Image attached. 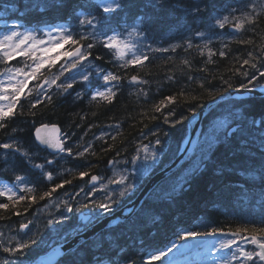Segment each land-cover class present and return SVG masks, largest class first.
Returning a JSON list of instances; mask_svg holds the SVG:
<instances>
[{"label":"trees","instance_id":"1","mask_svg":"<svg viewBox=\"0 0 264 264\" xmlns=\"http://www.w3.org/2000/svg\"><path fill=\"white\" fill-rule=\"evenodd\" d=\"M194 2L195 0H164L163 7L155 9L138 7L116 15L107 14L112 21L113 30H125L131 25L134 27L138 23L136 17L141 13L151 21L146 20L142 25V28L146 29L147 40L132 35L141 51L144 43H151L153 48L169 49L174 45H181L174 52L170 50L165 53H149V59L145 61L143 67L129 66L128 69L121 67L123 61L117 59L114 52L97 46L92 52L91 65L94 62V65L100 68L127 77L122 80L119 94L112 103L90 101V91H87L82 99H77L76 94L84 87L79 84L75 86L71 95L66 97L61 96L53 88L51 103L38 105L35 109L36 115L32 116L28 100L22 98V107L18 106L15 109L16 115L4 129H0V144L14 141L21 148V152L26 151L31 157L29 161L21 153L0 149V181L12 186L18 195L22 194L26 197L17 204H13L6 197H0V203L9 204L8 209H0V242L3 246H8L5 235L18 233L20 223L32 221L36 210L48 200L40 199L44 191H48L62 180H71L72 183L58 189L53 196L82 186L86 187L91 174L99 173L102 176L108 174L111 167L109 161L127 159L140 144L155 143L156 137L152 136V132H158L161 140L160 145H155L160 158L152 172L162 168L175 156L187 134V123L193 114L190 108H195L197 112L207 102L216 98L222 90L223 92L229 90L226 84L222 87L221 78L232 84L231 89L239 88L240 83H247L242 76H236L234 73L242 63V59L247 58L249 51L264 49V0H216L215 10L210 9L199 20L193 22L182 9L191 6ZM73 3L57 10L48 7L44 0H0V17L7 19L13 16L12 10L4 11L5 4H19L23 11L20 23L25 24V21H28L25 27L36 28L38 25L69 21L73 25V31L79 32L81 28L78 19L72 15ZM86 3L85 11L104 18L106 14L102 13L101 7L94 0H86ZM226 8H240L256 18L254 28L249 27L237 37V39L250 40L251 43H229L227 40L229 29L225 30L226 38L215 39V36L220 35V30L211 27L212 17L216 16L217 12L223 13ZM15 15L21 16V12H16ZM236 15L239 16L240 13L237 12ZM184 25L191 26L193 32L203 31L206 37L213 38L210 47L215 54L209 57L207 49H204V54L201 55L196 46L202 45L204 39L196 37L192 38L194 47L186 51L184 44L188 39V32L185 31ZM91 42L89 40L86 43ZM222 43H227L226 57L219 56ZM96 56L102 59L97 61ZM184 61L188 63L185 64ZM17 62V59L12 60L9 65ZM4 67L5 65L0 63V70ZM57 69L58 64L52 71H45L44 76L48 77ZM90 75L89 84H97L96 76L93 73ZM133 75L146 83L130 85L129 80ZM190 76L191 80H189ZM202 82H206L204 88L200 87ZM258 83L264 84V80ZM181 91L184 92L183 96L180 95ZM145 92L148 93L147 97L144 95ZM170 95H175L177 103L169 105L162 113H156L155 105L165 96ZM227 107L232 112L236 128L242 127V132H236L227 140L224 137L217 141L211 148L210 162H203L202 168L196 169L189 176L184 183L183 191L177 192L173 198L168 199L165 196L168 190L164 188L168 187L169 183L165 182L159 189V196L154 195L151 198L149 196L141 208H138L128 219L142 220L143 223L139 228L128 231L125 220L118 222L85 240L89 243L83 247L81 243L78 244L70 255H62L55 264H78L80 259L87 260L92 252L91 241L100 237L104 238L106 245L112 248L118 247L129 258L134 259L135 264H162V260L150 261L147 253L164 249L172 238L183 231L204 232L213 227L235 231L237 227H250L252 222L264 219L261 183L258 179L252 178L254 175L252 165L256 161L249 160L247 154L241 151L242 140L251 141L254 135H258L260 129L253 126L250 121L264 118V108L256 105L251 110H245L239 98L223 101L203 118L199 135L218 117L224 115ZM173 111L175 114L170 119L175 121H180L181 117L184 119L181 123L170 126L164 123V118ZM43 122L59 124L63 133L72 137L68 146L73 147L74 153L82 151L83 147L92 142L94 155L86 154L82 158H74L66 153L48 154L44 148H39L33 137L34 127ZM89 125H92L91 129ZM115 125L119 127H109ZM14 129L16 131H13ZM100 132L108 134L105 140L95 139L100 136ZM113 136L115 139L112 138ZM109 146L112 150H102L108 149ZM63 155L66 157L61 158ZM49 159L54 160L52 165L46 164ZM36 164L45 166L42 169L35 168ZM81 171L88 173L83 179L79 178ZM49 172L53 177L51 181H48L45 175ZM18 175L23 178L27 187L34 189L33 192L21 190L20 184L15 180ZM29 196L35 197V203L27 199ZM25 209L28 211L25 212ZM17 212L21 215L14 214ZM64 224L61 229L67 231V234L77 231L78 226L81 225L74 213ZM38 228L42 233L48 231L43 223H40ZM46 249L42 243L34 245L29 260H33ZM12 259L14 257H10L0 248V264H10Z\"/></svg>","mask_w":264,"mask_h":264},{"label":"snow or ice","instance_id":"2","mask_svg":"<svg viewBox=\"0 0 264 264\" xmlns=\"http://www.w3.org/2000/svg\"><path fill=\"white\" fill-rule=\"evenodd\" d=\"M48 7L52 9H63L68 7L73 0H44ZM101 6L102 13L106 14L104 18L97 17L91 12L85 11L87 8L86 0H75L72 7V15H75L78 19L81 31H73V25L69 21H62L56 24L48 25L44 24L41 28L39 25L34 29L31 26L25 27V24L20 23V19L23 16V11L20 9L19 4L16 5H4V11H13V16L3 20L4 33L0 34V63H3L5 67L0 70V76L4 79H0V129H4L6 124L16 115L15 109L21 106V100L26 99L32 109L31 115L35 116V109L38 105L44 103H51L53 97L51 90L56 89L61 96L71 95L76 85L87 86L91 79V75L85 69L87 65L91 63L92 52L97 46H102L104 49L114 52L115 57L123 63L121 67L128 69L129 66L143 67L145 61L149 59V53L161 52L165 53L168 51H175L176 48L181 47L180 44L174 45L169 48H153L151 43L142 44L143 51L138 48L137 44L130 40L121 38V34L116 32L111 27V19L109 15H116L121 12L131 11L132 9H155L163 7L164 0H97ZM216 9V0H195L191 6L184 7L183 13L192 19L193 22L199 20L204 14L208 13L209 10ZM16 12H21V16H16ZM240 15L237 16L236 13ZM138 23L132 27L128 33L129 36L135 35L142 37L147 40L146 29L142 28L145 21L151 22L142 13L136 17ZM213 23L211 27L220 30V35L215 36L217 40H223L225 38V30L229 29L227 33V40L229 43L237 42L239 44L251 43L250 40L237 39L244 31H247L249 27H253L256 24V18L244 12L240 8H226L224 14L217 12L216 16L212 17ZM9 21L11 22L9 24ZM185 31L188 32V39H186L184 47L185 50H190L194 47L192 38H202L204 43L197 45L200 54H204V49H207L209 57L214 55L213 49L210 45L213 43V38L206 37L205 32L195 31L193 32L191 26L184 25ZM43 32L47 39H39L38 33ZM91 43H86L87 41ZM67 46V47H66ZM227 43H222L221 49L219 50L220 57H226L228 54ZM17 57H23L25 63L21 67L9 66V62L16 59ZM102 57L96 56L95 60H100ZM62 61V62H61ZM59 63L58 73L53 77H45V71H52L54 67ZM187 64V61H184ZM92 67H95L93 64ZM75 70V72L65 75L66 72ZM96 74L102 77L104 82L103 90L99 88L91 90L90 88L82 87L81 91L76 94L77 99H82L87 94V91H91L90 101H104L112 103L116 96L119 94V89L122 86V80L127 77H122L119 74L113 73L110 70L103 68H96ZM236 76H242L247 83H240L239 88L246 90L244 93L237 92L242 107L245 110H251L256 105H260L264 108V84H259L258 81L264 80V49L260 51H249L247 58L242 59V63L236 68L234 73ZM63 78V79H61ZM192 77H189L191 80ZM223 85H227L228 89L232 88V84L223 81ZM34 82L32 87H29V83ZM146 81L140 80L136 75L131 76L129 80L130 85L144 84ZM206 82L200 84L201 88L205 87ZM215 91V89H211ZM223 95V90L219 93ZM147 97L148 93H144ZM181 96L184 92L181 91ZM177 99L175 95L165 96L155 105V112L162 113L169 105H175ZM190 111L195 114L196 109L190 108ZM174 111L169 113L164 118L165 124L175 126L180 121L170 119L174 116ZM83 119V117H81ZM155 119V116L153 117ZM250 123L256 128L260 129L258 135H254L251 141L245 139L241 141V151L247 154V158L252 161H256L252 165L254 175L253 179H258L261 183V195L264 196V118L259 120L253 119ZM48 125L41 124L35 129V139L41 145H46L49 148L54 149L53 155H59L66 153L70 157L82 158L86 154H93L92 142H89L86 147H83L82 151L74 153L73 147L68 146L71 143L72 137L68 134H64L63 137H49L42 135V131L48 129ZM55 128V125L52 126ZM77 127H80L77 125ZM92 125H89L91 129ZM119 127V125L109 126ZM13 131H16L15 129ZM236 132H242V127L238 126L232 132H228L225 129V139L227 140L230 136L235 135ZM152 136L156 137L155 145H160L161 140L158 136V132H152ZM74 135V134H73ZM107 133H101L99 137L95 139L105 140ZM143 135V134H142ZM115 139V136L112 137ZM83 139V138H81ZM217 141H207V147L203 150L202 156L203 162H210L211 159V148L213 143ZM79 147V145H77ZM0 149L11 150L14 153H21L29 161L31 160L28 152H21V148L16 142L11 141L8 143L0 144ZM103 151L112 150L111 146L108 149H102ZM144 153V160L151 158L153 162L157 160L156 151L153 149L152 144H144L137 149L138 154L133 157V161L139 160V152ZM150 154V156H149ZM119 156V152H117ZM54 160L49 159L46 161L47 165H52ZM117 161H109V164L115 165ZM45 165L36 164L35 168L42 169ZM48 181L53 179L52 174H45ZM88 175L87 172H79V178L83 179ZM132 174L119 175L109 180L110 184L116 185L117 188L109 190L107 185L100 183V188L96 187L97 182L101 180L96 175H92L89 181L92 190L85 193L84 188H81L76 194L79 196L81 193L85 195L86 202L82 205H73L68 200L61 201L56 204L55 207L59 210L58 217L49 219L48 225H61L70 219V214L74 211L79 212L81 208H91V218L93 220L97 218H104L111 216L116 207L122 203L121 198L129 197L135 194L136 185L142 179L137 177L133 182H129V177ZM16 182L21 186L22 191L33 192L34 189L27 187L24 184L21 176L15 177ZM71 180H62L61 183L55 184L48 191H44L40 196L41 200H51L53 194L61 189L66 184H71ZM184 183L174 185L170 190L165 193L166 198L171 199L179 191L184 190ZM190 190V187H189ZM98 191L105 193L103 202L97 203L95 195ZM0 197H6L12 201L13 204H17L24 201L26 197L24 195H18L13 187L4 185L0 187ZM27 199L35 203V197L29 196ZM75 199V197H73ZM9 204L0 203V209H8ZM28 210L25 209V212ZM135 209H128V215L132 216ZM15 215H21L19 212L14 213ZM32 221L27 223H20L19 232L25 233L26 229L30 228ZM143 221L136 219L129 221L125 220L127 230L132 231L139 228ZM260 225V226H257ZM26 234V233H25ZM220 235L222 238L212 248L213 252L218 253L214 258V264H264V219L260 221H254L251 226L237 227L235 231L225 232L221 228H211L206 232H194V231H183L177 235V241L187 239L189 237H196L200 235ZM35 235V234H33ZM68 234H65L64 238H67ZM41 240H37L29 237L28 239H20L19 237H12L7 241L8 246H3L0 242V248L4 253H8L10 257H14L10 264H32L29 260V254L34 245L42 243ZM14 243V246H12ZM88 241H81V247L88 244ZM245 245H251L252 250L246 249ZM177 247V242L173 241L171 247H166V250L156 249L155 254L152 252L147 253L150 261H161L167 257L174 248ZM91 255L87 260L80 259L78 264H135V260L128 257L126 253L117 248H112L105 244L104 238L100 237L97 240L91 241ZM227 250V251H225ZM72 253L69 249L68 252L63 253L64 256H68ZM56 255H60L59 248L56 249ZM43 264H52V261H45ZM171 264V262H169Z\"/></svg>","mask_w":264,"mask_h":264},{"label":"rangeland","instance_id":"3","mask_svg":"<svg viewBox=\"0 0 264 264\" xmlns=\"http://www.w3.org/2000/svg\"><path fill=\"white\" fill-rule=\"evenodd\" d=\"M220 14L222 15V14H224V12L223 13L220 12ZM0 25L1 26L3 25V21L0 23ZM4 31H5V29H4V25H3L2 28H0V34H3ZM130 31L131 30L116 31V32H119L121 34L122 39L126 38V39L130 40L131 42L135 43L132 35L131 36L128 35V33ZM38 38L39 39H45V40L47 39V37L44 35L43 32L38 33ZM225 38H226V35H225ZM202 42H204V40H202ZM17 60L19 62V65L12 66V67H21L23 65V63L25 62L23 57H17ZM59 63L60 62H58V69L55 72H51L48 77H53L55 74L58 73ZM82 70H84L90 74V72L87 71L86 68L82 69ZM72 72H75V70L70 69V72H66L65 75L67 76ZM0 79H4V77L0 76ZM61 79H63V78H61ZM96 82H97L98 86L94 87L92 90H96L98 88L100 90H103L104 82H103L102 77L97 78ZM33 83L34 82H30L29 87H32ZM224 113H225L224 114L225 116H222L220 119L216 120L212 125H210L207 128V130H205L201 134V136L199 138V140L201 141L200 144H198V139H197L190 157L185 159L183 166H179L180 169L178 170L177 175L176 176L174 175L173 177H171L165 181V182L169 183L168 187L165 186V188H164L165 190H170L174 185H177V184H180L181 182H184L183 180L187 179V177L195 169H197L199 167L200 163L202 162V156L204 154L203 150L207 147L206 142L207 141H218L219 139L223 138L225 136V129L228 130L230 127L229 125L235 124V122L233 120L234 118H232V112L229 109V107H227L224 110ZM144 144H152L153 149L156 151V156H157V160L155 162H153V160L151 158H149L148 160H144V158H143L144 153L142 151L139 152V157H140L139 160L133 161V157L138 154L137 149ZM144 144H140L128 159L118 160L115 165H112V168L109 170V173L106 175V177L105 176L103 177V179L100 183L107 185L108 189L111 191V190L117 188L116 185L109 183V180L111 178H113V177L118 178V176L121 174L127 175V174L131 173L132 175L129 177V182H133L134 179L142 176V179L136 185V188L139 190L140 184L144 181V179L146 177H148L151 174V171L153 170L155 164L157 163V161L159 159L158 152L155 149V143L152 142V143H144ZM149 156H150V154H149ZM65 157H66V155H63L61 158H65ZM100 183L96 185V187L98 189L100 188ZM4 185H7V184L0 181V187H2ZM160 186H162V185H160ZM81 188H84L85 193L92 190L91 187L87 188V187L82 186L76 190H72V191L70 190V192L67 191V192L53 196L51 200H47L42 206H40L36 210L35 216L32 219L33 226H31L29 229L25 230L26 234L25 233L20 234L19 232L18 233L16 232L15 234H6L5 237L8 240L11 239L12 237H19L20 239H28L29 237L37 239V240L42 239V241H43L42 244L44 246H46V248H49L54 244L62 243L63 241H65L66 238H64V237H65V234L67 233V231L61 229L65 224L48 225L47 221L49 219H54V218L58 217L59 210L55 207V205L60 203L61 201L68 200L71 203H73L74 206L75 205H82L83 203H85L86 199H85V195L83 193H81L79 196L76 195ZM159 193H160V191L156 188V190L153 192L152 195L159 196ZM104 195H105V193L103 191H98L96 193L95 199H96L97 203L103 202ZM73 197H75V199H73ZM121 199L123 201L124 199H127V197L121 198ZM83 210H84V208H81V210L79 212L74 211L73 213L77 215L78 213L83 212ZM72 214H70V216ZM40 223H43V225H45L46 228L48 229V231L46 233H42L40 231V229L38 228ZM33 234H35V235H33ZM221 238L222 237L216 238L212 241H204L201 244H199L198 247H196L194 249H189L190 248L189 241H186L187 242L186 243L185 239L177 241V237L172 238V241L169 242L164 247V249L166 250V247H171V243L173 241L177 242V247L174 248L172 250V252L167 257L162 259V261L164 262L163 264H169V262H171V264H214V258L217 256L218 253L213 252L212 248L216 245V243ZM12 246H14V243ZM245 247H246V245H245ZM225 251H227V250H225Z\"/></svg>","mask_w":264,"mask_h":264},{"label":"water","instance_id":"4","mask_svg":"<svg viewBox=\"0 0 264 264\" xmlns=\"http://www.w3.org/2000/svg\"><path fill=\"white\" fill-rule=\"evenodd\" d=\"M245 91L246 90H244V89H235V90L229 89V90L225 91L223 95L219 94L216 98L209 101L206 109H208V107H214L215 105H217L219 102L223 101L224 99H228V98H232V97H239V96H237V92L244 93ZM201 117H202L201 112L198 111L190 118L189 134L187 136V139H186L184 145L182 146L179 153L177 154V156L174 159L175 165L178 166V164L182 163L185 160L186 155L189 151V147L191 146L192 142L194 141L192 138V135L195 134L196 131H198V125H199L198 120ZM41 124H46L49 126L48 129L42 131V133H41L42 135H47V136L53 137V138L60 137V127L58 124H55V123H41ZM41 124L37 125L36 127H39ZM53 125H55V128L52 127ZM36 127H35V129H36ZM35 129L33 131L34 137H35ZM36 142L39 143L38 141H36ZM40 146L46 147L50 152L54 153V149L49 148L46 145L40 144ZM169 172H170L169 168H163V169H161V171L159 173H157V175H155V176L152 175L148 179V181L144 184V186L142 187V189L140 191L141 195L143 196V194H144V196H145L146 193L149 192L150 189L153 187V185L155 186L157 184L158 179L163 178L162 176L167 175ZM89 185H90V183H89ZM138 197H140V196H138ZM126 206H127V208H129V207L134 208L133 204H131V203H128ZM127 215H128V213H122V212L115 211L111 216H106L104 218L99 219L98 221H96L92 225L85 228L80 233L71 237L69 240L63 242L62 244L54 245L46 253L37 256L34 259V261L32 262V264H43V262L49 261V260H51L52 264H53L61 255H63V253H65L69 249H72L75 245L81 243V241H84L87 238L92 237L101 228L107 227V226L119 221L120 217H122V216L127 217ZM88 219H89V215L87 214L83 217V222L88 220ZM211 237H212L211 235H201V236L189 238V240L191 241V248L201 244L202 242H204L205 240H207ZM57 248H59V250H60V255L55 254Z\"/></svg>","mask_w":264,"mask_h":264},{"label":"bare ground","instance_id":"5","mask_svg":"<svg viewBox=\"0 0 264 264\" xmlns=\"http://www.w3.org/2000/svg\"><path fill=\"white\" fill-rule=\"evenodd\" d=\"M1 15V14H0ZM3 16H4V13H3ZM121 63V62H120ZM93 64H94V62H93ZM96 66V65H95ZM139 85V84H138ZM98 86V85H97ZM235 89H240V88H235ZM235 89H233V90H235ZM53 92V91H52ZM51 92V93H52ZM223 101H227V99H224ZM223 101H221V102H223ZM221 102H219L220 104H221ZM208 106V102L204 105V107L203 108H201L199 111L201 112V118H199V120H198V123H199V125H198V131H196L195 132V134H193L192 135V138H193V140H199V138H200V136L201 135H199L200 134V131H201V127H202V120H203V118L213 109V108H215V107H208V109H206V107ZM217 108V107H216ZM206 109V110H205ZM193 115V114H192ZM223 116H225V115H223ZM222 117V116H221ZM221 117H218L216 120H218V119H220ZM231 117V116H230ZM233 118V117H232ZM215 120V121H216ZM232 120V119H231ZM214 121V122H215ZM213 122V123H214ZM212 123V124H213ZM211 124V125H212ZM236 124V123H235ZM230 127H229V129H228V132H231L232 130H233V126L232 125H229ZM108 129V128H107ZM111 129V128H110ZM109 130V129H108ZM107 130V131H108ZM101 131V130H100ZM104 131V130H103ZM110 131V130H109ZM112 131V130H111ZM102 132V131H101ZM100 132V133H101ZM106 132V131H105ZM189 134V123L187 124V135ZM63 135H64V133H63ZM92 139V138H91ZM221 139H223V138H221ZM221 139H219V140H221ZM218 140V141H219ZM80 142V141H79ZM215 143H217V142H215ZM215 143L213 144V145H215ZM212 145V146H213ZM138 147V146H137ZM136 147V148H137ZM40 148V147H39ZM135 148V149H136ZM12 152V151H11ZM160 158V157H159ZM158 161H159V159H158ZM184 162V161H183ZM183 162L182 163H180V164H178V166L177 165H175L174 164V157L172 158V160H170V162H168L167 164H165L163 167L164 168H169V170H170V172L167 174V175H164V176H162L163 178H161V179H158V181H157V183L159 184V185H164V183H165V181L166 180H168L169 178H171V177H173L174 175L176 176L177 175V172H178V170L180 169L179 168V166H183ZM201 164H202V162L200 163V165H199V167L197 168V169H200V168H202V166H201ZM108 167H110V166H108ZM155 167V166H154ZM196 170V169H195ZM194 170V171H195ZM161 171V169H156L155 171H151V174H150V176H152V175H157V173H159ZM193 171V172H194ZM192 172V173H193ZM191 173V174H192ZM190 174V175H191ZM105 175V174H104ZM189 175V176H190ZM189 176L187 177V179L189 178ZM159 177V176H158ZM187 179L186 180H184V182H186L187 181ZM16 183H18V182H16ZM156 190V187L153 185V187L150 189V191L149 192H147L146 193V195L144 196V194H143V196L141 195V190H136L135 191V194L134 195H131V196H129V197H127V199H124L123 201H122V203L121 204H119L118 205V208H117V210H115V211H117V212H122V213H128V209H130V207L129 208H127V204L128 203H131V204H133V206H134V208H135V211L136 210H138V208H141V205L143 204V202L150 196V198L151 197H153L154 195H152L153 194V192ZM140 193V194H139ZM137 196V197H136ZM138 196H140V197H138ZM142 196V197H141ZM134 211V212H135ZM134 214V213H133ZM131 216H129V215H127V217H124V216H122V217H120L119 219V221L120 222H122V221H124V220H126V218H127V220L130 218Z\"/></svg>","mask_w":264,"mask_h":264}]
</instances>
